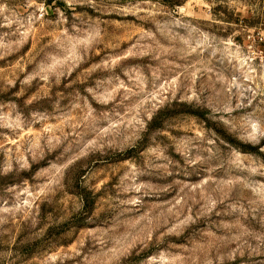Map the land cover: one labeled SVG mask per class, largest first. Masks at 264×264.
Instances as JSON below:
<instances>
[{
	"label": "rangeland",
	"instance_id": "rangeland-1",
	"mask_svg": "<svg viewBox=\"0 0 264 264\" xmlns=\"http://www.w3.org/2000/svg\"><path fill=\"white\" fill-rule=\"evenodd\" d=\"M0 264H264V0H0Z\"/></svg>",
	"mask_w": 264,
	"mask_h": 264
}]
</instances>
